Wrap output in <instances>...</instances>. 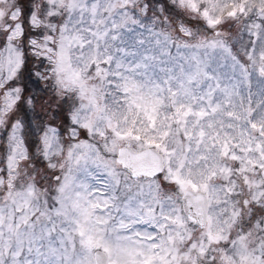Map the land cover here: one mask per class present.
Returning <instances> with one entry per match:
<instances>
[{"label": "snow or ice", "instance_id": "6c2138e0", "mask_svg": "<svg viewBox=\"0 0 264 264\" xmlns=\"http://www.w3.org/2000/svg\"><path fill=\"white\" fill-rule=\"evenodd\" d=\"M169 3L0 0V264H264V0Z\"/></svg>", "mask_w": 264, "mask_h": 264}, {"label": "rangeland", "instance_id": "374dc122", "mask_svg": "<svg viewBox=\"0 0 264 264\" xmlns=\"http://www.w3.org/2000/svg\"><path fill=\"white\" fill-rule=\"evenodd\" d=\"M23 2L27 4L28 0H23ZM151 3L164 4L166 7L165 14L170 15L173 19L177 18L176 13L178 10L171 6L169 0H151ZM45 68H47V64L41 66L40 62L36 60L35 57L26 52L25 65L21 69L18 79L14 81L16 86H19L23 89V97H29L33 95L38 97V100L35 101L31 106L25 103V101L22 99L9 121V123H12L19 119L25 125L24 130L26 133V143H28L29 149L32 152H34L38 147V138L40 135L39 129L43 124L51 123L54 120L56 126L63 129L67 123L66 106L62 107L63 101L57 100L56 96L54 95V90L49 89L47 93H44L38 91L36 88L34 82L36 77L34 73L37 71L43 72ZM45 84H47V82H42V86ZM2 139L3 135L0 134V140Z\"/></svg>", "mask_w": 264, "mask_h": 264}, {"label": "trees", "instance_id": "16d2710c", "mask_svg": "<svg viewBox=\"0 0 264 264\" xmlns=\"http://www.w3.org/2000/svg\"><path fill=\"white\" fill-rule=\"evenodd\" d=\"M34 82H35V80H34Z\"/></svg>", "mask_w": 264, "mask_h": 264}]
</instances>
